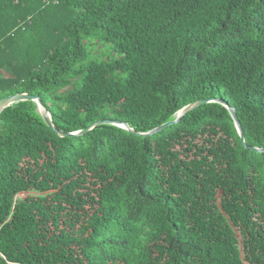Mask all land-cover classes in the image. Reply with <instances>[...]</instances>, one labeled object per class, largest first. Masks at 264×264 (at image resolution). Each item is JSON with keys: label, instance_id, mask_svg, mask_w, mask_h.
Listing matches in <instances>:
<instances>
[{"label": "trees", "instance_id": "1", "mask_svg": "<svg viewBox=\"0 0 264 264\" xmlns=\"http://www.w3.org/2000/svg\"><path fill=\"white\" fill-rule=\"evenodd\" d=\"M104 51L108 52V55ZM0 264H264V0H0ZM228 107L235 109L246 148Z\"/></svg>", "mask_w": 264, "mask_h": 264}, {"label": "water", "instance_id": "2", "mask_svg": "<svg viewBox=\"0 0 264 264\" xmlns=\"http://www.w3.org/2000/svg\"><path fill=\"white\" fill-rule=\"evenodd\" d=\"M23 100H31V101H34L37 103V105H40L42 108H43V111H41V115H42V118L45 122V124L51 129L53 130L54 132H56L59 136L61 137H70V136H81V135H84L85 133H87L88 131H90L91 129H93L94 127L98 126V125H102V124H112V125H116V126H119V127H122L126 130H129L131 131L132 133L136 134V135H139V136H149V135H154L162 130H164L165 128L173 125V124H176L180 121L182 115L189 111V110H193L203 104H206V103H210V102H217V103H222L224 106H227L226 102L221 100V99H218V98H215V99H203V100H198L194 103H191L189 104L188 106H186L183 110H181L179 113H177L176 115V118L172 121H168L154 129H152L151 131L149 132H145V133H140V132H136L134 130H132L126 123H123V122H116V121H113V120H108V119H105V120H99L97 122H94L92 124H90L89 126H87L85 129L83 130H80L78 132H65L63 130H59L57 129L52 121H51V116L49 114V112L44 108V106L42 105V102L40 101L39 97L38 96H33V95H29V94H26V93H16V94H13V95H9V96H6V97H3L0 99V113L6 108L8 107L9 105L15 103V102H18V101H23ZM228 110L232 116V119L234 121V124L236 126V129L239 133V136H240V139L243 143V145L246 147V148H250V149H255V148H252V147H249L248 145L245 144V136H244V133H243V130H242V127H241V124L237 118V115H236V112H235V109L232 108V107H228ZM257 150L258 152L260 153H263L264 152V149H255Z\"/></svg>", "mask_w": 264, "mask_h": 264}, {"label": "rangeland", "instance_id": "3", "mask_svg": "<svg viewBox=\"0 0 264 264\" xmlns=\"http://www.w3.org/2000/svg\"><path fill=\"white\" fill-rule=\"evenodd\" d=\"M104 52L106 53V55H108L107 51H104ZM38 109H39L40 112L43 111V108L40 105H38Z\"/></svg>", "mask_w": 264, "mask_h": 264}]
</instances>
